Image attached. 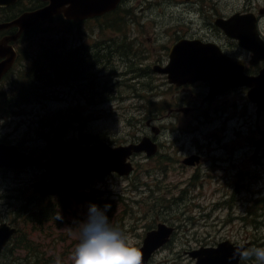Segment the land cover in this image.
<instances>
[{"label": "rangeland", "instance_id": "rangeland-1", "mask_svg": "<svg viewBox=\"0 0 264 264\" xmlns=\"http://www.w3.org/2000/svg\"><path fill=\"white\" fill-rule=\"evenodd\" d=\"M127 1L107 19L88 21L80 26L71 25L63 18L47 20L27 33L22 42L23 48L28 49L27 57L17 65V71L31 59L37 66L44 63L49 69L51 65L45 64L49 61L45 53L54 45L60 46L67 54L73 50L77 52L71 59L72 64L81 61L80 56L86 57L83 58L86 67L70 80L45 83V89L51 93L46 99L19 104L6 91L5 95L11 99L7 106L12 108H5L0 103V140L9 138L8 141L18 143L33 154L49 149L57 137L49 132L48 127H44V131L30 128L36 115L44 119V125L47 122L61 123L63 118L67 125L59 136L66 144L106 140L112 145H128L139 143L143 137L149 136L153 141H161L159 156H147L141 152L134 154L135 169L130 176L112 174L61 197L73 199L81 193L95 194L99 201L107 200L110 208L106 210V215L111 224L123 229L137 246L142 243L146 231L158 223L175 226L173 237L155 253L150 264H194L189 254L191 250L216 246L229 239L237 246L264 247V209H261L264 199L260 200L264 196V152L259 160L252 157L253 140L264 139L263 134L256 133V120L260 116L259 126L264 129V111L258 116L256 104L249 101L248 95L241 94L229 102L221 100L226 97L214 100L204 109L199 105L208 91L206 87L173 89L153 66L167 60V47L176 41L171 30H167L168 24H178L179 15L174 12L175 7L158 5L152 8L146 5L145 0ZM217 2L221 3L220 0ZM233 2L240 4L243 0ZM143 5L145 9H141ZM132 8L133 18H130L125 9ZM5 11L13 9H0V13ZM121 17H125L122 22L119 21ZM111 36L120 38L119 42L126 39L124 52L110 53L105 48L99 64H92L89 55L93 54V58L97 59V51L88 47L97 43L108 44L110 42L104 41ZM78 48L83 50L78 51ZM63 58L55 55L53 63L56 67ZM89 63L92 66L87 65ZM105 82L111 89L112 97L109 95L111 98L108 100H102L97 93L99 84ZM32 83L36 85V81ZM189 100L199 109L188 114L173 110L186 106ZM10 110H13L12 115H8ZM206 111L211 118L204 116ZM46 136H50L49 139ZM218 146L223 148L219 150L218 157L227 158L234 148L235 158H240V162L217 164L219 158L212 154V148ZM197 149H201L208 161L201 167L189 166L193 164L185 167L179 160ZM239 170L243 172L242 178L238 175ZM42 171L40 167L6 170L15 178L17 175L23 178L20 176L15 181L0 178V210L3 211L0 219L16 218L17 208L26 206L25 199H31L29 208L31 203L37 202L36 207L42 203L41 196L31 184L40 179ZM248 172L254 179L248 177ZM9 186L16 188L15 198H11L12 207H7L5 201L8 199L3 198L4 194L13 193L7 190ZM51 197L59 198L56 195ZM91 205L90 201L80 203L74 199L75 212L69 216L68 223L43 222L54 225L53 230L61 235L62 240L57 244L60 251L58 264H73L80 226L88 221ZM249 208L255 212L248 213ZM6 209H14V212L6 213ZM100 209L105 208L102 206ZM26 221L15 222L21 228L16 238L22 232H28L32 240H50L45 236V230L35 228L43 224L41 221ZM45 252L46 256L56 253L50 249ZM241 264H254V260H242Z\"/></svg>", "mask_w": 264, "mask_h": 264}, {"label": "flooded vegetation", "instance_id": "flooded-vegetation-1", "mask_svg": "<svg viewBox=\"0 0 264 264\" xmlns=\"http://www.w3.org/2000/svg\"><path fill=\"white\" fill-rule=\"evenodd\" d=\"M218 0H145L146 5L151 6L152 8H155L156 6L160 5L163 8L167 7H175L174 12L178 13L179 17L177 19L178 24L172 25L171 23L168 24L169 29L171 30V33L174 35V38L176 41H174L170 46H166L168 48V58L163 63H157L160 67H164L167 65L170 59V52L172 47L177 44L178 42L182 40H188V41H194L192 45H198L197 42L202 45L204 52L206 55L210 57H215L214 54H216L217 51H220L223 55L232 57L235 59V61L242 67L243 73L246 77L249 79H253L255 77H258L261 72L264 71V0H243L240 4H235L233 0H220V4L217 2ZM127 0H121L118 7L112 11L106 12L101 16L97 17H90L83 19L81 21H74V20H68L66 19L65 15L63 13H58L57 15L51 16L49 20H56V19H66L69 21L71 25H82L88 21H96L101 20L107 17H110V15H114L120 8L123 7L125 3H127ZM50 3V0H17V2L10 6H0V9H13V11H5L3 13H0V24L6 23L9 21H12L13 19L17 18L21 14H23L26 11H33L39 8H42L45 5H48ZM144 6V5H143ZM141 6V9H145L146 7ZM183 9L181 10V8ZM186 9V11L184 10ZM133 8L131 9H125V12L129 14L130 18H133ZM137 17V16H136ZM45 20V21H47ZM125 17H121L119 19L120 22L124 21ZM198 20V21H195ZM44 21L38 23L34 27L30 29H25L21 33H19L20 28L18 26H11L6 28H0V66L3 65L5 71L0 76V103L5 106V108H12L11 106H7V104L11 103V99L5 95L6 91H9L12 97V100L15 99L14 94V87L15 85L20 82L24 75L28 74L31 70V68L34 69H40L41 73H43V70L46 68L44 64H41L40 66L35 65V60L31 59V61L27 65H21V68L17 71L16 67L21 62V60L26 59L27 57V48H23L22 42L25 40L26 35L28 32L35 29L37 26H39ZM120 38H116L111 36L107 41L104 42H110V43H97L94 46H86L90 49H93L95 52L97 51V59H94V55L90 54L89 59L91 63L93 64L96 61V64L98 65L101 61V55L102 51L106 48L109 49L110 53H120L122 54L124 52V48L127 46V41L125 38L121 42H119ZM254 45V46H253ZM130 46L132 47L133 44L130 43ZM211 46V47H210ZM112 47L114 49H112ZM213 49V50H212ZM83 49L78 48V51H81ZM212 51V52H211ZM56 53L59 57H63L59 61V80L61 81V78L63 77L64 72V64L68 61L71 63V59L76 55V51H72L71 53L67 54L68 52L62 51L61 48L56 49ZM214 53V54H213ZM214 55V56H212ZM82 59V57L80 56ZM156 65V64H155ZM154 65V66H155ZM153 66V67H154ZM40 67V68H39ZM47 69V68H46ZM142 68H138L137 70H140ZM136 70V69H135ZM136 70V71H137ZM155 70V69H154ZM156 71V70H155ZM47 71L45 70V73ZM61 72V74H60ZM159 72V71H157ZM14 73H16L14 75ZM161 75L165 77V80L168 82V84L175 90L184 89L186 90L188 87H206L208 91L206 94H204L202 98V102L200 103V108L208 107L210 102L214 100H219L220 98L226 97L221 99L222 101L229 102L233 97H235L237 94H241L242 96H247L250 91H252L253 87L251 85H230L233 82L234 78H224L223 82L228 85V87H225V89H221L222 91H219L218 87L216 89H212L213 84L210 80H198L194 83H187L182 85H177L175 83H170L168 79V75L164 74L162 72ZM82 77V76H81ZM235 78L237 79V76L235 75ZM235 80V79H234ZM59 81V82H60ZM236 80L234 81V83ZM223 83V84H224ZM5 86H9L8 88H5ZM188 86V87H187ZM13 89V90H12ZM214 90V91H213ZM100 93H102L101 90H99ZM94 94V92H93ZM111 96V95H110ZM107 96V99H110L111 97ZM248 99L251 103L256 104L250 99V96L248 95ZM16 102V101H15ZM192 100H189L187 102L186 106H181L180 108H173V110H177L180 112H183L185 114H188L189 111L198 110L199 106H196L194 103H191ZM194 102V101H193ZM256 114L258 116L262 114L261 112L264 111L261 110L260 112H257L258 105L256 104ZM208 111L204 113V116L207 118H211V115L207 114ZM13 110H10L8 112V115H12ZM257 116V117H258ZM194 118V117H193ZM206 118V119H207ZM260 117L256 120V133L263 134L264 135V129H261L260 125ZM161 131V129H160ZM9 139V138H8ZM8 139H4V142L7 143H15L12 141H8ZM154 139L156 140L157 137L154 136ZM160 141V140H158ZM2 142V140H0ZM158 143V151L155 155L159 156L160 150L159 148L162 147L161 141ZM253 144L255 147L253 150L252 157L253 159H261L263 158L261 155L264 152V141L263 143H260L259 138L253 140ZM256 148V151H255ZM180 149V148H179ZM220 146L212 148V154L215 155L217 159V164L228 162L234 164L235 162L239 163L240 158H235V152L236 150L234 148L231 149L230 154H228L227 158L221 159V157H218V152L221 150ZM189 157H195L194 160L196 162L195 165H189V163L185 162V159ZM214 157V159H215ZM185 167L193 166V167H201L204 162L208 161L207 158L204 157L202 154L201 149H197L194 152L190 153L188 156L184 157L183 159L179 160ZM210 161V160H209ZM212 162V161H211ZM214 167H217L216 165ZM35 168V167H33ZM11 168H4L0 167V178H2L4 181H9L11 179L19 178L21 175H17L16 178L12 173L6 172V170H10ZM28 169V168H26ZM23 169V170H26ZM13 170V169H11ZM249 173V172H248ZM248 177L250 179H254L251 174L249 173ZM240 177L242 178L243 172L239 170ZM23 177L21 176V179ZM239 178V179H241ZM9 183H12L9 182ZM91 182H83L79 186L75 188H67L65 191L55 194L58 196V199H53L51 195L43 196L40 201V215H41V223L46 221H54L55 224L58 225L68 223L69 218L68 214L73 215L75 212V207H73V200H77L81 203L86 202L88 199H91V195H83L81 193H77L73 199H66L61 197L64 193L70 192V191H79L81 187L83 186H89ZM7 190L13 191V193H7L4 194L3 198H7L8 201H5V205L7 207H12L13 202L11 201L12 196L15 198V190L16 188H13L11 186L7 187ZM94 198V195L92 199ZM66 201H65V200ZM31 201L28 199H25L26 206L28 207L29 202ZM37 202L31 203V208L35 207V204ZM66 206H69L68 208H65ZM31 208H25V211L30 210ZM14 209H6V213L13 211ZM14 212V211H13ZM249 213H253L254 210L252 208H249L247 210ZM3 211L0 210V214H2ZM60 215L62 218L57 219V215ZM20 217L17 218V221H20ZM7 223L9 226H16V218L13 217L12 220H6V219H0V224ZM56 225V227H59ZM17 227V226H16ZM54 225L43 223L39 226H35V228H39L41 231L45 230L46 234L45 236L49 238V241H43V240H32L30 234L28 232H22L18 238H16L17 233L21 230L20 226L18 228L17 233H13L8 241L5 243V246L3 247V250L0 253V264H55L57 262L58 264V258H59V248H58V242L62 240L61 235L58 234L53 230ZM46 249L55 250V254H52L50 256H46ZM19 250V252H17Z\"/></svg>", "mask_w": 264, "mask_h": 264}, {"label": "water", "instance_id": "water-1", "mask_svg": "<svg viewBox=\"0 0 264 264\" xmlns=\"http://www.w3.org/2000/svg\"><path fill=\"white\" fill-rule=\"evenodd\" d=\"M15 1L0 0V5H8ZM119 2L120 0H51L46 7L26 12L14 21L0 24V28L17 25L20 31H23L60 12L69 19L82 20L113 9ZM193 43L194 41L188 40L178 42L171 51L169 65L155 66V69L167 73L170 81L177 84L194 82L203 78L211 79L212 89L218 87L219 91L228 87L223 81L218 82L221 72L224 78L236 79V75V82L234 83L233 79L230 85H253L250 98L257 102L258 112L264 109V72L258 78L249 79L238 63L226 57H220L218 66L213 67L212 62L216 60L206 55L199 42L196 41L198 45H192ZM5 69L3 65L0 66V76ZM263 141L264 139L260 143ZM157 150L158 144L149 136L143 137L139 143L119 146H113L105 141L87 145L73 143L54 150L51 154L37 156L24 153L17 146L0 143V166L14 168L41 166L44 170L40 179L32 183V187L35 192L45 196L59 193L67 186H75L84 180L105 177L114 171L120 175H130L134 167L129 158L133 153L145 151L148 156H152ZM47 157H49L48 160L45 159ZM194 158L189 157L185 159V162L194 164ZM56 171H59L58 175H54ZM50 175L53 176L49 178ZM14 231L15 229L7 224L0 225V253ZM173 231V227L159 223L157 228L147 233L143 245L139 248L143 254L142 264L147 262L157 248L170 240ZM243 246L246 247V245ZM237 247L239 246L226 240L217 246L195 249L190 254L196 259V264H239L241 259H230Z\"/></svg>", "mask_w": 264, "mask_h": 264}, {"label": "clouds", "instance_id": "clouds-1", "mask_svg": "<svg viewBox=\"0 0 264 264\" xmlns=\"http://www.w3.org/2000/svg\"><path fill=\"white\" fill-rule=\"evenodd\" d=\"M93 204L88 221L80 226L78 243L73 251V264H142L143 254L136 242L119 226L111 224L106 210ZM57 219L62 217L58 214ZM254 260L264 264V247H237L230 259Z\"/></svg>", "mask_w": 264, "mask_h": 264}, {"label": "trees", "instance_id": "trees-1", "mask_svg": "<svg viewBox=\"0 0 264 264\" xmlns=\"http://www.w3.org/2000/svg\"><path fill=\"white\" fill-rule=\"evenodd\" d=\"M55 55H57L56 53V46L54 45V48L52 50L47 51V53H45V56L48 58L49 57V61H46L45 64L46 65H51V67L49 69H44L43 73H41V70L39 69H32L30 70V72L26 75H24V78L18 82L15 87H14V94H15V101H19V102H35L38 101L40 99H46L49 98L51 96L50 90L45 89V83H49V82H59V68L58 66L56 67V65L53 63L55 61ZM86 58V57H83ZM96 64V61L94 62ZM44 64V63H42ZM54 64V65H52ZM83 64V65H82ZM37 65V64H35ZM41 65V64H40ZM39 65V66H40ZM87 65H91L92 64H87ZM111 65V64H110ZM86 65H84V59L82 61L76 62V63H70V61L66 62V64L64 65V72H63V77L64 79L61 78V81H67L70 80V78H75L76 76L80 75L84 70H85ZM40 68V67H39ZM45 70L47 71L45 73ZM144 74V73H143ZM45 79V80H43ZM41 80H43L42 82H40ZM36 81V85L33 84L32 82ZM44 90V91H43ZM99 90L102 91V93L99 92ZM110 91L111 89H109L107 87V83L105 82L104 84H99L98 87V94L100 95V97L102 98V100H108L107 96L110 95ZM48 120V118H47ZM44 119L41 120V126H40V121H39V127L37 128V131H44V127H48V130H50L49 132L54 133L56 140H55V144H53L52 146H50V149H56L59 148L60 146H62L65 142L63 140V138L61 136H59V134H62L63 129L66 128L67 123L64 122V119L62 118L61 123L58 124H54L52 122H47V124L44 125L43 123ZM50 121V120H49ZM50 136H46V138L49 139ZM82 142H86V141H82ZM91 141H87L86 143H90ZM36 195V194H34ZM34 197V196H31ZM30 197V198H31ZM264 199V196L261 197L260 200ZM258 200V201H260ZM94 202L97 204L98 207L102 208V206L105 208L106 205H108L110 202H108L107 200L101 199L100 201L98 200H94ZM26 208V206L22 207V208H17V214L19 213L20 219H24V220H33L35 222H39L41 220V215H40V206L38 207H34L31 208L28 211H25L24 209ZM69 209V207H68ZM262 210L264 209V206L261 208ZM255 212V211H254ZM253 212V213H254ZM256 215H258V213H255Z\"/></svg>", "mask_w": 264, "mask_h": 264}, {"label": "bare ground", "instance_id": "bare-ground-1", "mask_svg": "<svg viewBox=\"0 0 264 264\" xmlns=\"http://www.w3.org/2000/svg\"><path fill=\"white\" fill-rule=\"evenodd\" d=\"M156 70V69H155ZM157 71V70H156ZM159 72H161V71H159Z\"/></svg>", "mask_w": 264, "mask_h": 264}]
</instances>
